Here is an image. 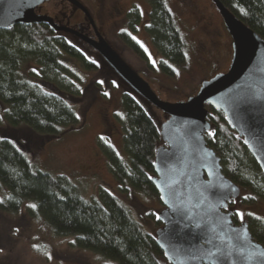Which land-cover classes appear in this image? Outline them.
I'll return each instance as SVG.
<instances>
[{"label":"trees","instance_id":"obj_1","mask_svg":"<svg viewBox=\"0 0 264 264\" xmlns=\"http://www.w3.org/2000/svg\"><path fill=\"white\" fill-rule=\"evenodd\" d=\"M145 1L149 12L144 29L161 57L158 68L174 78V68L187 65L185 39L167 0ZM219 1L264 39V0ZM118 38L152 70L136 41L123 32ZM69 61L86 71L98 68L47 24L0 29V106L5 124L23 125L50 136L78 124L76 109L64 99L65 95H79L82 86ZM28 62H34L36 69L25 70ZM120 105L124 158L112 145L100 143L108 169L120 193H142L161 203L150 182L154 150L162 144L158 128L133 93L122 92ZM205 108L210 129L204 132V140L219 157L222 173L240 187L238 202L254 206L264 201L263 171L223 113L207 104ZM25 204L27 215L41 218L54 235L72 237V247L116 264H170L154 235L111 190L98 186L92 198L84 199L67 176L38 169L11 139L0 136V212L16 214ZM232 204L230 200L228 206ZM147 218L156 227L162 225L152 213ZM231 218L234 224L239 223L235 212ZM244 221L253 239L264 246V219L248 212Z\"/></svg>","mask_w":264,"mask_h":264},{"label":"rangeland","instance_id":"obj_2","mask_svg":"<svg viewBox=\"0 0 264 264\" xmlns=\"http://www.w3.org/2000/svg\"><path fill=\"white\" fill-rule=\"evenodd\" d=\"M78 1L88 11L98 33L160 99L185 100L196 93L202 81L228 67L231 38L209 0H167L187 47V65L175 67L174 78L159 70L161 57L141 25L134 38L148 56L152 70L118 38L125 27L124 12L128 8L137 7L146 19L149 7L145 0ZM35 12L50 16L57 24L84 34L89 32L83 12L66 0L45 1ZM209 20L211 23L207 24ZM58 34L98 67L96 71H86L76 62L69 61L82 80V86L79 95H65L64 99L76 109L79 123L63 129L56 136L41 135L23 125L10 127L5 124L0 106V136L11 139L38 169L67 176L84 199L92 198L98 186L107 187L130 207L142 227L154 235L158 227L147 214L157 216L162 204L142 193H120L100 149V143L106 142L124 158L120 95L124 91L133 92L95 50L69 33L59 31ZM24 68L35 70L36 66L34 62H28ZM135 97L159 128L166 120V114L139 96ZM26 206L23 205L16 214L0 212V264H116L99 254L72 247V237L54 235L41 218L27 215ZM227 209L236 213L239 222L244 221L248 212L264 219V201L243 206L236 198Z\"/></svg>","mask_w":264,"mask_h":264},{"label":"water","instance_id":"obj_3","mask_svg":"<svg viewBox=\"0 0 264 264\" xmlns=\"http://www.w3.org/2000/svg\"><path fill=\"white\" fill-rule=\"evenodd\" d=\"M45 1L0 0V29L43 23L69 33L94 49L135 95L167 116L157 127L162 144L154 150L150 177L163 206L154 237L165 259L170 264H264V246L245 221L234 224L227 209L240 187L222 173L219 157L203 136L210 129L207 104L223 113L264 173V39L219 0H211L231 38L229 65L185 100L167 101L120 58L78 0L66 1L83 12L95 39L36 13Z\"/></svg>","mask_w":264,"mask_h":264},{"label":"flooded vegetation","instance_id":"obj_4","mask_svg":"<svg viewBox=\"0 0 264 264\" xmlns=\"http://www.w3.org/2000/svg\"><path fill=\"white\" fill-rule=\"evenodd\" d=\"M188 1V0H185V2ZM213 6V8L217 11V9L215 8L213 2L211 0H209ZM148 4V3H147ZM42 4H40L39 6H41ZM38 6V7H39ZM149 7V5H148ZM79 9V8H77ZM149 12V10H148ZM218 12V11H217ZM204 18V16L202 17ZM92 19V18H91ZM147 20H148V13H147V16H146V19L144 20L142 18V14L141 12L139 11V9L137 7H130L128 8L125 12H124V24H125V27H123V29L121 30V32H123L125 35H128V37L130 39H133L134 41H136V39L134 38V36L136 35V32L138 31L139 29V26L141 25V28L144 29L145 28V25L147 24ZM87 21V24H88V27H89V32L88 33H83L81 32L82 34L88 36V37H91V38H96V35H95V32H94V28H92V25L88 22V20L86 19ZM93 22V25L96 29V25L94 23V21L92 20ZM211 21L209 20V22H207V24H210ZM129 24L131 25H134V29H130L129 28ZM145 31V29H144ZM80 32V31H79ZM146 32V31H145ZM138 33V32H137ZM147 34V32H146ZM102 36V35H101ZM148 36V34H147ZM149 38V36H148ZM121 41V40H120ZM149 41L151 42L150 38H149ZM137 42V41H136ZM84 43V42H83ZM124 43V42H123ZM152 43V42H151ZM86 44V43H84ZM125 44V43H124ZM87 46H89L88 44H86ZM90 47V46H89ZM91 48V47H90ZM129 48V47H128ZM130 49V48H129ZM142 49V48H141ZM94 50V49H93ZM143 50V49H142ZM144 51V50H143ZM132 52V51H131ZM145 53V52H144ZM135 55V54H134ZM146 55V53H145ZM148 56L146 55V58ZM147 62H148V58H147ZM149 63V62H148ZM229 65V64H228Z\"/></svg>","mask_w":264,"mask_h":264},{"label":"snow or ice","instance_id":"obj_5","mask_svg":"<svg viewBox=\"0 0 264 264\" xmlns=\"http://www.w3.org/2000/svg\"><path fill=\"white\" fill-rule=\"evenodd\" d=\"M30 207H35V205H30ZM237 215H240L242 218V214L238 213Z\"/></svg>","mask_w":264,"mask_h":264}]
</instances>
